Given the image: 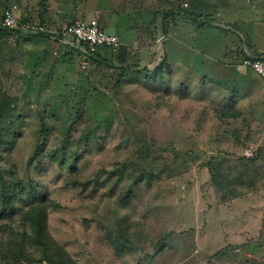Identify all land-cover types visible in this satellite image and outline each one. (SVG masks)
<instances>
[{"label": "rangeland", "instance_id": "1", "mask_svg": "<svg viewBox=\"0 0 264 264\" xmlns=\"http://www.w3.org/2000/svg\"><path fill=\"white\" fill-rule=\"evenodd\" d=\"M5 1L17 2L0 0V22ZM158 4L169 27L194 10L209 31L187 47L172 40L189 77L222 61L211 29L236 36L237 64L242 47L252 49L243 38L248 33L240 40L234 31L232 0ZM155 29L149 44L163 45L161 20ZM1 30L0 264H264L260 94L249 100L248 118L226 119L212 97L218 101L227 90L212 86L202 103L196 88L155 91L142 82L124 84L112 70L93 85L41 92L7 69L4 46L12 45L6 34L12 32ZM244 77L238 85L264 83L249 69ZM210 166L218 168L214 181ZM235 194L255 200L248 218L233 217L241 211ZM35 212H46L44 246L35 240Z\"/></svg>", "mask_w": 264, "mask_h": 264}, {"label": "crops", "instance_id": "2", "mask_svg": "<svg viewBox=\"0 0 264 264\" xmlns=\"http://www.w3.org/2000/svg\"><path fill=\"white\" fill-rule=\"evenodd\" d=\"M158 1L17 0L15 3L18 7L17 16L21 21L34 22L50 30L59 29L78 18H83L82 16L89 19L97 14L102 28L107 33L118 36L122 45L115 50L101 49L97 56L85 64H88V67H84L83 54L73 47L74 41L70 37L64 40H52L43 36L6 33L9 34L8 40L12 41L10 48L7 47L9 45L4 46L7 69L16 74L20 83L37 87L41 92L69 88L71 84L93 85L97 83L99 75H104L109 70L119 72V76L125 81L124 84L133 85L135 82H142L155 91L162 92L167 88L189 91L190 87L196 88L195 96L197 101L202 103L209 101V93H211L209 90L213 86L228 91L227 96L217 98L218 101L212 97V101L217 102L221 108L219 110L224 111L221 117L234 119L238 114L241 118L252 115L254 108L251 107L249 100L252 94L251 99L256 94H260V97L264 99V83L254 84L251 81H243L240 85L237 84L238 79L244 80L246 68L242 65V60L241 64H237V50L238 52L241 50L239 51L237 46L236 36L229 33L221 34L211 29L218 34L217 52L222 61L211 63L209 69L202 66L203 71H199L200 76L190 75L189 77L188 74L185 75L187 64L182 65L176 62L179 55L178 45L172 40L187 47L191 40L197 41V34L203 36L205 34L203 31H209L198 23L197 16L200 13L194 10L183 18L176 19L169 27L168 20H163L159 15ZM232 2L235 4L234 10L237 11L231 14L232 17L237 18L230 20L232 23L235 22L233 23L234 31L241 35L240 40L242 31L248 33L243 38L251 41L252 45V49L247 46L242 47L243 58L247 55H264V0H232ZM6 8L5 1L4 9ZM160 20L167 39L163 45H159L161 42L150 45V39L158 31L155 29L157 21L160 22ZM157 58L159 63L155 61ZM154 63H156L155 67H150ZM126 74L131 76L127 81L123 78ZM224 78L227 79V84L222 82ZM239 89H242L241 93L244 97L238 93ZM234 203L238 205V208L241 207V211L233 217L242 215L243 219L252 214L256 205L251 195L237 198L233 200ZM263 212L264 207L260 212L261 218H263Z\"/></svg>", "mask_w": 264, "mask_h": 264}, {"label": "built area", "instance_id": "3", "mask_svg": "<svg viewBox=\"0 0 264 264\" xmlns=\"http://www.w3.org/2000/svg\"><path fill=\"white\" fill-rule=\"evenodd\" d=\"M17 13L16 4L8 5L1 18V28L12 33L43 36L52 40L70 37L87 62L97 56L101 49L115 50L121 45L116 35L109 34L102 28L97 14L89 19L78 18L59 29L50 30L34 22L21 21ZM242 65L264 81V55H247L242 59Z\"/></svg>", "mask_w": 264, "mask_h": 264}, {"label": "trees", "instance_id": "4", "mask_svg": "<svg viewBox=\"0 0 264 264\" xmlns=\"http://www.w3.org/2000/svg\"><path fill=\"white\" fill-rule=\"evenodd\" d=\"M3 32H6V30L2 29L1 30ZM9 32V31H7ZM4 34V33H3ZM218 168L216 167H212L210 166V170H211V173H212V180L214 181L216 179V176H217V170ZM239 195L238 194H235L233 198H237ZM37 210V206L35 207L34 211ZM36 213V212H35ZM43 214V209L41 211V215ZM40 214L36 213V218L35 217H32V221L35 222V225H36V228H37V231H36V234H35V240L41 245V246H44L45 244L42 242V240L40 239V236L42 234V228H43V220L46 219V212L44 214L43 217H41ZM263 218H264V212H263ZM111 244H114L112 240H109ZM61 251V250H60ZM62 252V251H61ZM63 253V252H62Z\"/></svg>", "mask_w": 264, "mask_h": 264}]
</instances>
